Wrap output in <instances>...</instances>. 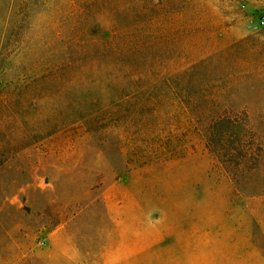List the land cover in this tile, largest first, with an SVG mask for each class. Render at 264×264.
Returning <instances> with one entry per match:
<instances>
[{
  "label": "rangeland",
  "instance_id": "1",
  "mask_svg": "<svg viewBox=\"0 0 264 264\" xmlns=\"http://www.w3.org/2000/svg\"><path fill=\"white\" fill-rule=\"evenodd\" d=\"M260 17L264 0H0V264H169L177 242L187 264H264ZM182 83L247 118L235 176ZM145 84L139 108L124 96Z\"/></svg>",
  "mask_w": 264,
  "mask_h": 264
},
{
  "label": "trees",
  "instance_id": "2",
  "mask_svg": "<svg viewBox=\"0 0 264 264\" xmlns=\"http://www.w3.org/2000/svg\"><path fill=\"white\" fill-rule=\"evenodd\" d=\"M134 84L131 83L129 86H134ZM121 86L124 91L125 87ZM129 88L128 93L124 97L139 93L140 97H146L143 103L139 105V108L146 107V105L154 106V97L151 93H153V89H157V85L145 84L143 87ZM169 92L174 94L177 102L183 108L188 109L193 121L200 130V134L203 136L204 145L212 158L226 173L235 176V172L241 170L243 163L252 158L253 155L246 144L249 138L247 118L242 115L210 111L208 109L210 107L209 103L212 101L217 102V98L211 99L204 94V91L191 92L187 84L176 85L171 90L169 89ZM232 179L235 181V177H232Z\"/></svg>",
  "mask_w": 264,
  "mask_h": 264
},
{
  "label": "crops",
  "instance_id": "3",
  "mask_svg": "<svg viewBox=\"0 0 264 264\" xmlns=\"http://www.w3.org/2000/svg\"><path fill=\"white\" fill-rule=\"evenodd\" d=\"M167 256L169 264H187L186 249L181 242L174 243L173 250H170Z\"/></svg>",
  "mask_w": 264,
  "mask_h": 264
},
{
  "label": "built area",
  "instance_id": "4",
  "mask_svg": "<svg viewBox=\"0 0 264 264\" xmlns=\"http://www.w3.org/2000/svg\"><path fill=\"white\" fill-rule=\"evenodd\" d=\"M258 26H264V17H260L257 25H254L253 28H257Z\"/></svg>",
  "mask_w": 264,
  "mask_h": 264
}]
</instances>
